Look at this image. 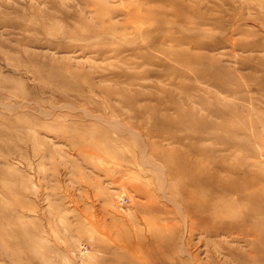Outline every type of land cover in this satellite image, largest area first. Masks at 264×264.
<instances>
[{"label":"rangeland","instance_id":"374dc122","mask_svg":"<svg viewBox=\"0 0 264 264\" xmlns=\"http://www.w3.org/2000/svg\"><path fill=\"white\" fill-rule=\"evenodd\" d=\"M0 264H264V0H0Z\"/></svg>","mask_w":264,"mask_h":264},{"label":"built area","instance_id":"2783aa9c","mask_svg":"<svg viewBox=\"0 0 264 264\" xmlns=\"http://www.w3.org/2000/svg\"><path fill=\"white\" fill-rule=\"evenodd\" d=\"M127 201H128V199H127V198H126V199H124V200L122 199V200L120 201V204H121V205H124V204H125Z\"/></svg>","mask_w":264,"mask_h":264}]
</instances>
